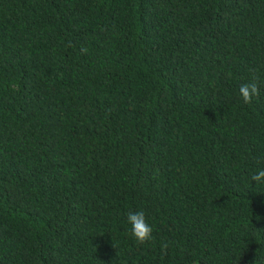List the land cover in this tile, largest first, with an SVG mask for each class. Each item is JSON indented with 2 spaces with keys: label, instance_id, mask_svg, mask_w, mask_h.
<instances>
[{
  "label": "trees",
  "instance_id": "16d2710c",
  "mask_svg": "<svg viewBox=\"0 0 264 264\" xmlns=\"http://www.w3.org/2000/svg\"><path fill=\"white\" fill-rule=\"evenodd\" d=\"M253 76L264 0H0V264H264Z\"/></svg>",
  "mask_w": 264,
  "mask_h": 264
},
{
  "label": "clouds",
  "instance_id": "9594fccd",
  "mask_svg": "<svg viewBox=\"0 0 264 264\" xmlns=\"http://www.w3.org/2000/svg\"><path fill=\"white\" fill-rule=\"evenodd\" d=\"M261 84H264V80L258 76H253L251 82L240 85L239 94L244 103L251 105L254 99L259 100L262 95ZM251 180L257 185L264 184V169H259L253 173ZM127 221L131 225V235L138 244L146 245L154 240L153 227L148 223L143 211H129ZM161 247L166 253L168 244L165 243Z\"/></svg>",
  "mask_w": 264,
  "mask_h": 264
}]
</instances>
